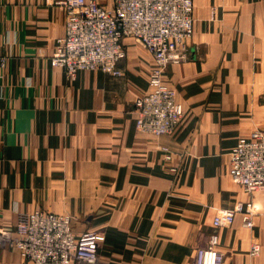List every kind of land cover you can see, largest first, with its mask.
<instances>
[{"label": "crops", "instance_id": "crops-1", "mask_svg": "<svg viewBox=\"0 0 264 264\" xmlns=\"http://www.w3.org/2000/svg\"><path fill=\"white\" fill-rule=\"evenodd\" d=\"M63 1L0 0V228L42 210L97 232L100 264H194L212 238L224 264H264V191L229 166L238 139L264 129V0H193V34L163 74L183 116L163 136L135 126L154 65L140 42L123 40L120 77L70 81L51 66ZM239 203L230 226L213 225ZM0 264L32 263L0 246Z\"/></svg>", "mask_w": 264, "mask_h": 264}, {"label": "built area", "instance_id": "built-area-1", "mask_svg": "<svg viewBox=\"0 0 264 264\" xmlns=\"http://www.w3.org/2000/svg\"><path fill=\"white\" fill-rule=\"evenodd\" d=\"M65 34L57 39L51 66L63 68L70 81L82 71L123 75L118 67L125 57L123 40L131 37L152 55L149 91L134 102L136 129L154 136L172 134L183 108L176 92L163 80L164 69L181 58L186 41L193 34V0H113L106 9L95 0H64ZM232 178L246 192L264 191V130H254L240 138L229 152ZM236 209H221L213 218L215 227L230 226ZM243 222L252 228L250 211ZM70 216L36 210L23 216L14 227L0 228V246L17 250L32 264H100L98 235L86 232L76 236ZM210 245L198 247L194 264H224V256ZM260 251L251 244L250 255Z\"/></svg>", "mask_w": 264, "mask_h": 264}, {"label": "rangeland", "instance_id": "rangeland-1", "mask_svg": "<svg viewBox=\"0 0 264 264\" xmlns=\"http://www.w3.org/2000/svg\"><path fill=\"white\" fill-rule=\"evenodd\" d=\"M138 42V41H137ZM141 44V43H140ZM142 45V44H141ZM170 88V87H169ZM172 89V88H171ZM141 97V96H140ZM139 98V97H138ZM133 107H134V104H133ZM135 126H136V123H135ZM259 130V129H258ZM264 130V129H263ZM253 132V131H252ZM251 132V133H252ZM234 180V179H233ZM40 211H42V210H40ZM43 212H45V211H43ZM253 228V227H252ZM89 232H94V233H96L97 235H98V237H99V239H98V250H99V240H100V235L97 233V232H95V231H89ZM99 252V251H98ZM99 254V253H98Z\"/></svg>", "mask_w": 264, "mask_h": 264}]
</instances>
